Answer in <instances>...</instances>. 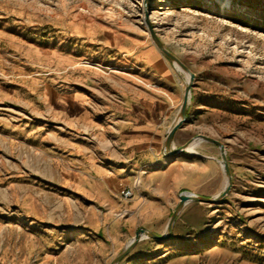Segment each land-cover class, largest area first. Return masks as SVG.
<instances>
[{"label":"rangeland","instance_id":"1","mask_svg":"<svg viewBox=\"0 0 264 264\" xmlns=\"http://www.w3.org/2000/svg\"><path fill=\"white\" fill-rule=\"evenodd\" d=\"M146 15L194 75L188 125L178 137L221 142L234 180L201 240L168 249L196 253L185 264H264V0H0V264H54L67 251L97 249L83 240L89 203L82 175L85 154L97 157L103 142L81 118L60 114L59 105L85 92L97 127L108 115L99 92L83 88L88 77L93 87L116 76L162 94L140 74L144 48L167 59L150 38ZM167 61L179 77L180 107L188 76ZM160 156L180 157L164 155L163 146ZM216 156L224 173L219 149ZM195 157H187V167ZM144 174L119 191L122 203L133 199ZM185 180L194 188L190 173ZM123 190L132 196L124 199ZM114 216L124 219L128 211Z\"/></svg>","mask_w":264,"mask_h":264},{"label":"crops","instance_id":"2","mask_svg":"<svg viewBox=\"0 0 264 264\" xmlns=\"http://www.w3.org/2000/svg\"><path fill=\"white\" fill-rule=\"evenodd\" d=\"M140 61L141 76L145 81L157 85L162 94L145 91L135 84L122 82V78L116 76L110 77L105 85L99 79V86L93 87L90 85L93 77H88L83 88L99 92L101 108L108 115V122L97 124V127L91 123L90 96H86L85 92L82 95L73 93L71 98L59 105L60 114L81 118L87 130L97 131L103 143L97 157L85 154L87 164L82 175L86 179L82 194L89 203L84 211V223L89 229L83 240L91 239L97 249L88 255H73V252L67 251L66 255H59L65 260L54 264H109L125 249L139 227L163 235L178 203V196L183 191L202 197H215L224 188L222 176L225 174L216 165L218 149L215 145L195 140L192 145L194 153L188 152V148L172 162L160 156L164 139L179 110V77L171 69L169 61L151 47L141 51ZM189 115L187 110L186 122L174 134L173 147L182 146L195 137L184 141L178 137L179 132L186 129ZM190 154L196 155L197 162L187 167ZM139 171L145 173L139 190L128 204L122 203L118 197L119 191ZM187 173L195 180L194 188L185 186ZM225 203L222 201L220 206ZM210 206L187 202L173 223L168 243L158 245L160 243L154 240L148 243L142 237L119 264H185L189 258H195L196 253L185 256L176 253V249L170 251L168 248L178 247L183 240L192 244L199 242L206 233L207 221L213 210L218 212L219 205L212 210ZM122 209L128 211V216L115 218L114 214ZM163 252L168 255L160 258ZM44 260L41 264L51 263Z\"/></svg>","mask_w":264,"mask_h":264},{"label":"water","instance_id":"3","mask_svg":"<svg viewBox=\"0 0 264 264\" xmlns=\"http://www.w3.org/2000/svg\"><path fill=\"white\" fill-rule=\"evenodd\" d=\"M145 22L147 25L148 33L155 47L167 59H169L173 64H176L181 69V71L184 72L188 76L186 86L184 87L182 103L179 107L177 117L173 125L171 126L170 130L168 131L167 136L165 137L164 142H163L164 155L173 157L176 155L184 154L185 152H187V148L190 145H192L195 140H202V141L211 143L219 149L221 163H222L223 171L226 177V183L221 193H219L215 197H202V196H198V195H195L189 192L180 193L178 196V203L169 217L168 223L166 225L165 233L163 235H157L144 228L137 229L132 240L128 243L125 249L120 254H118L109 264H119L130 253V251L137 245V243L141 240L142 237H145V238H148L150 240H154L160 243H167L169 239L171 238L173 223L178 213L181 211V209L187 202H197V203H203V204H208V205H217V204H220L224 200V198L229 193L232 187V175L229 170V164H228V159H227L226 152H225V147L221 142L215 139H212L210 137L204 136V135H197L193 137L190 141L185 143L184 145L178 148L173 147L172 141H173L174 134L178 129L182 127V125L186 122V119H187V108L189 104L191 89H192L193 82H194V75L171 52H169L164 47V45L161 43V41L155 34L153 28L149 24L147 15L145 16Z\"/></svg>","mask_w":264,"mask_h":264},{"label":"built area","instance_id":"4","mask_svg":"<svg viewBox=\"0 0 264 264\" xmlns=\"http://www.w3.org/2000/svg\"><path fill=\"white\" fill-rule=\"evenodd\" d=\"M121 195L124 199H128L132 196L131 191H129V190H123L121 192Z\"/></svg>","mask_w":264,"mask_h":264},{"label":"bare ground","instance_id":"5","mask_svg":"<svg viewBox=\"0 0 264 264\" xmlns=\"http://www.w3.org/2000/svg\"><path fill=\"white\" fill-rule=\"evenodd\" d=\"M222 5V8L220 9V11H223V8L227 5V3H224V4H221ZM176 64H174L175 66ZM177 66V65H176ZM178 67V66H177ZM179 68V67H178ZM193 145V144H192ZM192 145H190L188 148H190ZM187 148V149H188ZM188 151V150H187Z\"/></svg>","mask_w":264,"mask_h":264}]
</instances>
